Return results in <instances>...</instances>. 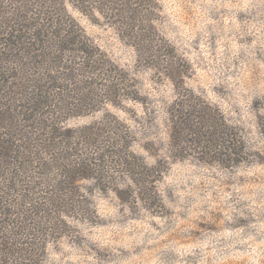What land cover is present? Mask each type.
Returning a JSON list of instances; mask_svg holds the SVG:
<instances>
[{"label": "rangeland", "instance_id": "obj_1", "mask_svg": "<svg viewBox=\"0 0 264 264\" xmlns=\"http://www.w3.org/2000/svg\"><path fill=\"white\" fill-rule=\"evenodd\" d=\"M102 2L62 7L124 90L66 125L109 158L41 264H264V0Z\"/></svg>", "mask_w": 264, "mask_h": 264}, {"label": "trees", "instance_id": "obj_2", "mask_svg": "<svg viewBox=\"0 0 264 264\" xmlns=\"http://www.w3.org/2000/svg\"><path fill=\"white\" fill-rule=\"evenodd\" d=\"M63 1L0 0V264H41L85 210L79 182L109 158L103 127L66 122L115 102L124 78Z\"/></svg>", "mask_w": 264, "mask_h": 264}]
</instances>
